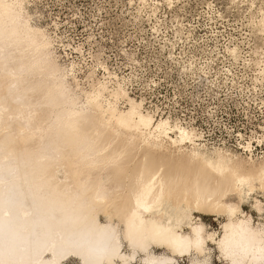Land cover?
Here are the masks:
<instances>
[{
    "label": "bare ground",
    "instance_id": "1",
    "mask_svg": "<svg viewBox=\"0 0 264 264\" xmlns=\"http://www.w3.org/2000/svg\"><path fill=\"white\" fill-rule=\"evenodd\" d=\"M50 49L24 0H0V264H210V246L264 264V229L231 203L263 186L264 166L187 153L198 137L120 87L78 107ZM194 215L224 217L221 237Z\"/></svg>",
    "mask_w": 264,
    "mask_h": 264
},
{
    "label": "rangeland",
    "instance_id": "2",
    "mask_svg": "<svg viewBox=\"0 0 264 264\" xmlns=\"http://www.w3.org/2000/svg\"><path fill=\"white\" fill-rule=\"evenodd\" d=\"M24 17L50 42L78 107L98 84L120 87L154 120L198 137L187 153L264 166V0H24ZM249 190L231 203L264 229V184ZM198 218L221 237L224 217ZM209 249L210 264H226Z\"/></svg>",
    "mask_w": 264,
    "mask_h": 264
}]
</instances>
